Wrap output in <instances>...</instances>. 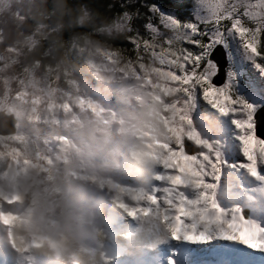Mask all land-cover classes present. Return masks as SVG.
<instances>
[{"label": "clouds", "instance_id": "clouds-1", "mask_svg": "<svg viewBox=\"0 0 264 264\" xmlns=\"http://www.w3.org/2000/svg\"><path fill=\"white\" fill-rule=\"evenodd\" d=\"M192 3L202 18L264 31V0ZM136 4L0 0V264H154L179 243L167 219L173 129L211 140L218 118L179 119L183 98L161 91L153 52L183 37L146 33L145 47ZM239 183L249 190L218 198L264 207L254 178Z\"/></svg>", "mask_w": 264, "mask_h": 264}, {"label": "snow or ice", "instance_id": "snow-or-ice-1", "mask_svg": "<svg viewBox=\"0 0 264 264\" xmlns=\"http://www.w3.org/2000/svg\"><path fill=\"white\" fill-rule=\"evenodd\" d=\"M145 6L151 15L137 27L145 47L150 46L146 33L163 40L179 29L183 37L179 50L168 43L153 52L161 91L183 98L188 115L179 119L191 124L192 113L218 118L210 121L211 140L183 126L173 129L176 145L166 168L176 194L167 219L179 243L165 264H176L177 254L187 260L193 245L229 257L219 264H264V221L256 218L264 207L253 208L252 197L246 203L235 196L231 202L218 198L234 188L247 192L248 185L238 184L244 175L264 190V31L253 34L239 22L211 21L194 12L190 20L184 19L182 4L147 0Z\"/></svg>", "mask_w": 264, "mask_h": 264}, {"label": "rangeland", "instance_id": "rangeland-1", "mask_svg": "<svg viewBox=\"0 0 264 264\" xmlns=\"http://www.w3.org/2000/svg\"><path fill=\"white\" fill-rule=\"evenodd\" d=\"M189 3V19L192 18L193 14V3L192 0H184ZM191 197V196H190ZM257 219L264 221V213H261L260 215L256 216ZM191 249V255L188 257L187 260H184L181 258V264H219V261L221 259H228L229 257H222L215 252H213L211 249H208L204 245H193ZM246 247V246H245ZM174 250V244L171 246H162L159 249L158 255L161 254L162 258L159 260H156L154 264H165L167 257L172 253ZM254 249H250V251H253ZM254 253H259V250L255 249Z\"/></svg>", "mask_w": 264, "mask_h": 264}, {"label": "trees", "instance_id": "trees-1", "mask_svg": "<svg viewBox=\"0 0 264 264\" xmlns=\"http://www.w3.org/2000/svg\"><path fill=\"white\" fill-rule=\"evenodd\" d=\"M155 2L158 3V4L159 3H164V4H182V5L186 6V11H185V13H184L182 18L189 19V14H188L189 3L187 1H184V0H155ZM145 3H147V0H137L136 7L139 8L141 12H144L147 16H150L151 13H150V11H148V8L142 7V5L145 4ZM142 23H143V20L142 21H138L137 22V27H140ZM157 23H158V21H157Z\"/></svg>", "mask_w": 264, "mask_h": 264}, {"label": "bare ground", "instance_id": "bare-ground-1", "mask_svg": "<svg viewBox=\"0 0 264 264\" xmlns=\"http://www.w3.org/2000/svg\"><path fill=\"white\" fill-rule=\"evenodd\" d=\"M254 250H255V249H254ZM254 250H253L252 252H254ZM257 250H259V249H257ZM158 253H159V252H158ZM157 256H158V254H157ZM225 257H227V256H225ZM156 260H158V258H157V257H156ZM156 260H155V261H156Z\"/></svg>", "mask_w": 264, "mask_h": 264}, {"label": "water", "instance_id": "water-1", "mask_svg": "<svg viewBox=\"0 0 264 264\" xmlns=\"http://www.w3.org/2000/svg\"><path fill=\"white\" fill-rule=\"evenodd\" d=\"M262 119H264V118H262Z\"/></svg>", "mask_w": 264, "mask_h": 264}]
</instances>
